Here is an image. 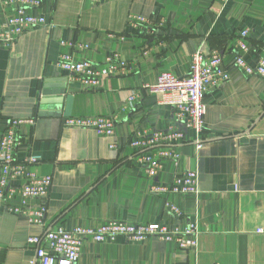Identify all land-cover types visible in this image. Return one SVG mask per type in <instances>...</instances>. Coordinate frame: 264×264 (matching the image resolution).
Here are the masks:
<instances>
[{
	"label": "crops",
	"instance_id": "0c3cea01",
	"mask_svg": "<svg viewBox=\"0 0 264 264\" xmlns=\"http://www.w3.org/2000/svg\"><path fill=\"white\" fill-rule=\"evenodd\" d=\"M2 1L0 26L16 9ZM28 13L42 16L47 25L0 48V140L10 121L33 119V125L19 130L15 158L38 157L29 169L51 176L52 185L43 225L22 214L0 213V264H36L28 239L48 229L70 231L108 221L157 223L180 232L195 224L197 246L182 250L157 237L137 243L88 240L76 264H264V79L246 76L233 65L237 56L257 65L258 49L264 46V0L225 5L214 0H42ZM130 15L152 24L129 25ZM159 20L163 25L154 26ZM244 30L249 49L243 53L237 40ZM197 50L218 51L228 80L204 93L200 148L195 133L184 130L185 141L172 148L177 164L163 161L150 179L129 140L139 132L181 126L161 96L139 88L153 84L162 72L186 76ZM62 54L96 66L116 54L129 70L89 89L56 66ZM56 76L65 81L63 101L42 105L41 86ZM132 92L136 96L128 101ZM98 116L115 118L112 137L64 126L68 117ZM187 170L197 174V195L152 192ZM12 203L19 205V198ZM166 203L180 215L169 214Z\"/></svg>",
	"mask_w": 264,
	"mask_h": 264
},
{
	"label": "built area",
	"instance_id": "2783aa9c",
	"mask_svg": "<svg viewBox=\"0 0 264 264\" xmlns=\"http://www.w3.org/2000/svg\"><path fill=\"white\" fill-rule=\"evenodd\" d=\"M99 3L101 0H93ZM222 5L231 0H214ZM42 0H3L2 6L15 7V14L8 17L0 26V48H9L22 34L43 27L46 24L42 16L28 13V10L40 8ZM129 25L137 26L152 24L144 17L130 15ZM154 24V23H153ZM163 21H156L154 26L161 27ZM248 31L240 33L237 48L247 52L245 43ZM64 45V43H61ZM246 76L257 75L264 79V46L258 49V62L255 67L249 66L241 56H237L233 63ZM56 66L78 79L85 87L97 89L101 82L120 76L129 70L127 62L118 55L106 59L102 66H96L88 61H75L70 54H62ZM228 80V71L223 67L222 57L218 51L204 54L197 50L191 56L189 72L186 76L177 77L171 72L158 74L153 84H144L139 88L150 94L162 97L164 104L171 106L175 112L176 122L181 126L170 127L163 131L139 132L129 142L130 148L136 154L138 164L142 167L146 177L153 179L162 169V162L170 160L177 164L178 154L172 148L185 141L184 130H190L197 136L196 148H200V135L204 129L205 106L203 96L209 86L219 85ZM134 92L127 96L133 101ZM33 125V119L12 120L8 129L0 140V213L22 214L38 225H43L46 215L45 202L52 185L51 176H38L29 167L37 164L40 159L30 156L23 162H18L15 152L18 133L23 125ZM64 126L70 129L92 130L98 136L112 137L114 134L115 118L113 116L98 117H68ZM153 193L164 197L170 194L197 195V174L192 170L174 177L169 185L153 186ZM19 198V205L13 202ZM30 201H38L39 207H29ZM169 214L180 215L175 206L166 203ZM260 233V231H258ZM199 230L195 224H189L183 231H169L160 224H131L121 221H108L92 228L75 227L70 231L57 227L48 229L38 237H30L28 243L34 245L36 264H76L84 242L91 240L96 243L113 242L117 238H124L133 243L148 238L157 237L166 242H175L177 246L186 250L195 248Z\"/></svg>",
	"mask_w": 264,
	"mask_h": 264
},
{
	"label": "water",
	"instance_id": "95a60500",
	"mask_svg": "<svg viewBox=\"0 0 264 264\" xmlns=\"http://www.w3.org/2000/svg\"><path fill=\"white\" fill-rule=\"evenodd\" d=\"M65 81H61L57 76L55 79H47L43 82L41 86V95L44 98L41 102L42 105H59L63 101V96L65 95ZM70 104L71 98H66L65 115H70ZM45 115V114H42ZM47 115H53L47 113Z\"/></svg>",
	"mask_w": 264,
	"mask_h": 264
},
{
	"label": "trees",
	"instance_id": "16d2710c",
	"mask_svg": "<svg viewBox=\"0 0 264 264\" xmlns=\"http://www.w3.org/2000/svg\"><path fill=\"white\" fill-rule=\"evenodd\" d=\"M130 141H131V140H129V142H130ZM42 234H43V233H42ZM42 234H41V235H42Z\"/></svg>",
	"mask_w": 264,
	"mask_h": 264
}]
</instances>
